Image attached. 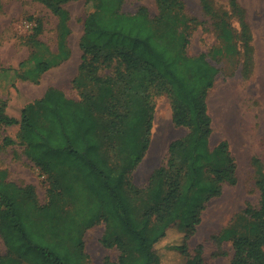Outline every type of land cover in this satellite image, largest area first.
Masks as SVG:
<instances>
[{
  "label": "trees",
  "instance_id": "trees-1",
  "mask_svg": "<svg viewBox=\"0 0 264 264\" xmlns=\"http://www.w3.org/2000/svg\"><path fill=\"white\" fill-rule=\"evenodd\" d=\"M69 1L48 0L59 18L57 52L45 56L41 50H35L14 70L18 77L38 81L44 72L70 56L67 45L70 12L64 6ZM124 1L88 3L79 69L90 82L104 90L98 95L86 92L81 99H75L52 86L22 109L20 137L29 158L50 178L49 202L41 204L32 185H18L8 179L6 170L0 169V234L8 247V254L0 256V264H88L83 234L101 219L117 231L115 238L105 244L109 247L117 244L122 251L119 261L105 264H161L157 245L169 229L176 224L185 233L181 249L186 251V240L200 223L203 203L218 195L223 184L237 182V162L229 142L223 140L213 148L210 145L213 119L208 95L219 69L205 54H187L188 37L184 31L170 28L171 41H168V33L155 27L157 22L172 16V9L182 8L183 2L157 0L161 14L153 18L146 7L136 13L121 11ZM203 4L205 11L216 18L221 42L213 54L224 58L226 72L232 73L238 65L240 50L230 12H216L209 0H203ZM230 5L232 13L243 15L237 0H231ZM181 18L188 25L187 29L191 28L193 19L187 15ZM39 29L40 26L36 33ZM33 43L35 49L45 46L38 38H34ZM114 61L117 75H102L101 68L110 67ZM126 73L143 75L148 88L158 93L167 91L173 99V122L189 128L185 137L171 143L168 164L151 175L155 203L141 216L136 213L128 190L136 193L142 190L125 173L115 171L101 152L100 122L95 108V101H99L100 106L112 114V127L121 135L131 156L129 168L132 169L148 149L154 105L152 94L146 93L137 109L125 108L119 112L120 98L112 90L117 78ZM5 110L4 101L0 107V123L13 124L15 119ZM178 149L182 151L181 166L176 163ZM207 173L213 177L207 178ZM258 185L261 207L247 209L255 218V236L235 238L232 264H264V178ZM78 186L86 191L92 205L89 210H82L80 217L68 220L60 202L68 195L75 196ZM57 207L56 213L51 215ZM30 211L37 212V216H31ZM65 227L66 232L62 231ZM231 234L226 231L221 238H230ZM66 241L74 244L78 251ZM192 263L203 264V259L197 255Z\"/></svg>",
  "mask_w": 264,
  "mask_h": 264
},
{
  "label": "rangeland",
  "instance_id": "rangeland-1",
  "mask_svg": "<svg viewBox=\"0 0 264 264\" xmlns=\"http://www.w3.org/2000/svg\"><path fill=\"white\" fill-rule=\"evenodd\" d=\"M90 1L96 0H71L64 4L70 12L71 31L67 43L70 56L35 81L18 77L14 70L35 50H41L45 56L57 52L59 18L48 0H0V107L5 101L6 114L15 119L10 125L0 123V169L6 170L8 179L18 185H32L41 204L49 202L50 178L26 153V146L20 137L21 113L28 102L42 97L52 86L75 99H81L86 92L98 95L104 90L90 82L79 69L83 54L80 42ZM179 1L183 2L182 8L172 9V16L157 22L155 27L162 33H168V41H171L170 28L184 31L188 37L187 54H205L219 69L208 95L209 112L213 119L210 145L213 148L223 140L229 142L237 162L238 179L234 184H223L218 195L203 203L200 223L186 240V251L181 249L185 233L176 224L157 245V251L161 264H193L192 259L197 255L202 257L203 264H232L236 252L235 238L241 235L255 236V218L247 209H259L262 200L258 181L264 178V0H237L243 11L242 16L232 13L231 0H209L216 12H230V20L238 34L239 62L232 73L226 72L225 59L213 54V50L221 44L215 16L205 11L203 0ZM141 7H146L153 18L161 14L157 0H125L121 11L136 13ZM183 15L193 19L191 28L187 29L188 25L181 18ZM38 26L40 29L36 33ZM34 38L43 41L45 46L35 49ZM116 68L114 61L110 67H102L100 73L116 76ZM112 91L120 98L119 112L125 108L137 109L141 97L146 93L152 94L154 110L150 143L140 162L132 169L129 168L131 156L125 149L120 133L112 127V114L104 110L99 101H95L100 122L98 136L101 152L115 171L125 173L142 190L140 193L128 190L136 213L141 216L155 203L151 194V175L157 168L168 164L171 143L185 137L189 128L173 122L172 96L167 91L158 93L154 88H148L143 75L126 73L118 77ZM229 100L232 105L227 110ZM142 136H145V128ZM6 138L9 139L7 143ZM182 161V151L178 149L177 165L181 166ZM206 177L212 178L213 175L207 173ZM193 194L194 191L191 192ZM60 203L66 210L68 220L80 217L81 211L89 210L92 205L86 191L80 186L75 196L68 195ZM58 208L51 209V215ZM30 213L37 216L35 211ZM62 231L66 232L67 227ZM226 231L232 233L230 238H221ZM116 233L103 219L87 228L83 234L84 251L87 253L85 261L88 264L119 261L122 251L118 245L109 247L105 244L113 240ZM66 243L77 250L70 241ZM7 254L8 247L0 234V256Z\"/></svg>",
  "mask_w": 264,
  "mask_h": 264
},
{
  "label": "bare ground",
  "instance_id": "bare-ground-1",
  "mask_svg": "<svg viewBox=\"0 0 264 264\" xmlns=\"http://www.w3.org/2000/svg\"><path fill=\"white\" fill-rule=\"evenodd\" d=\"M254 76V75H253ZM232 100V99H231ZM257 100V99H256ZM260 102V101H259ZM231 105H232V103L230 102V100H229V102H227V110H229L230 108H231ZM257 107H259V106H257ZM258 110V109H257ZM227 112V111H226ZM229 112V111H228ZM236 113V112H235ZM245 115H246V113H244ZM243 114V115H244ZM235 116V115H234ZM227 120V118L224 120V123H225V121ZM251 120H252V118H251ZM261 120V119H260ZM232 121V120H231Z\"/></svg>",
  "mask_w": 264,
  "mask_h": 264
}]
</instances>
